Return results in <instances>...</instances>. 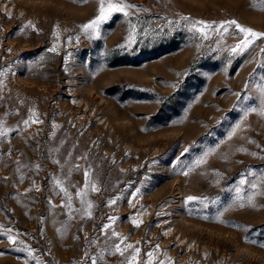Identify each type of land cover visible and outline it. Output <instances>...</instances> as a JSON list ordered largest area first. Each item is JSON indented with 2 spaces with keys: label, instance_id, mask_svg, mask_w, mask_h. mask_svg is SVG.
<instances>
[{
  "label": "rangeland",
  "instance_id": "1",
  "mask_svg": "<svg viewBox=\"0 0 264 264\" xmlns=\"http://www.w3.org/2000/svg\"><path fill=\"white\" fill-rule=\"evenodd\" d=\"M124 2L0 0V264H264V0Z\"/></svg>",
  "mask_w": 264,
  "mask_h": 264
},
{
  "label": "snow or ice",
  "instance_id": "2",
  "mask_svg": "<svg viewBox=\"0 0 264 264\" xmlns=\"http://www.w3.org/2000/svg\"><path fill=\"white\" fill-rule=\"evenodd\" d=\"M135 7H136L135 5H132L130 3H126V2H124V0H120V2H114V0H99V14L95 17V19H92L88 23L82 25V28L84 29L85 32H88L89 30H93V31H97V34H98V29H99L100 23L102 21L108 19L109 16L112 13H121L124 16H129V10L133 9ZM10 15L11 14L9 13V16ZM182 19L185 20V21H188L189 23H191L192 27L195 28L196 31L200 32L201 35H203L205 37L207 35V33L205 32V29H213V30H215L212 25L208 24L205 21L192 22L189 17H182ZM30 23L31 22H29V24ZM169 23L171 24L172 22L170 21ZM197 25H199L200 27H197ZM230 25H235V27L239 30V32L243 33V39L241 40V42L231 49V51L233 53H237L238 51H243L244 49L248 48L255 40L264 38V33L254 31L251 28H245L242 25H240L239 23H237V21H235V20H230V21H226L224 23H221V24H219L218 27H219V29L227 31V28ZM77 39H79V37H77ZM129 41H131V37H129ZM52 51H55V48H53ZM0 75H2V73H0ZM260 99H261V103L264 104V88L260 89ZM248 111H256V109H250ZM261 111L264 112V109H262ZM246 115H247V112H246ZM31 122L38 123L40 121L33 120ZM23 123L25 125H28L29 124V120H25ZM238 127H239V125H237V128ZM6 135H7V133L4 130L0 129V138L5 137ZM241 150L243 151V149H241ZM185 151H187V149ZM203 162H204L203 158H200V159H198L196 161L197 164H200V163H203ZM56 163H60V162L56 161ZM37 168H39V165H37ZM183 174L187 175L188 173L185 172ZM84 176H85V188H87L88 187V172L87 171H85ZM262 182H264V181H262ZM57 183H59V181H57ZM253 188H256V185H253ZM60 190L64 191L66 196L68 195L66 189H64L63 187H61ZM95 190H96V188L93 185V191H95ZM77 194L78 195H82V192H78ZM253 195H255V193ZM198 199L199 198L195 197V196H188L187 197V202L197 201ZM204 199L206 200L207 198H204ZM240 199L243 200V197H240ZM249 199H251V198H249ZM81 203L83 204L84 201L81 200ZM109 203L110 204H115L116 201L112 200ZM240 206L243 207L244 206L243 203H241ZM62 207H67L68 209H70V211L68 213L69 216H72L73 211H75L72 208L71 202L67 203L66 205L62 204ZM87 208L91 209L92 208V204L89 203L87 205ZM85 214L87 216H89V217L92 215L91 211H88V210L85 211ZM109 219L110 220H114L115 218L114 217H110ZM133 223L136 226H139V221H133ZM109 227H110L109 224H105L103 226L102 231L105 232V235H107V229ZM9 231H11V230H9ZM112 235L113 236H118V234L115 233V232H113ZM124 239H126V238H121L120 239V243H117V244L114 245L115 252H118L121 256H124L125 252L128 249H133V253L134 254L130 253V259H128L127 264H140V261L138 260V257H139V254H140V249L139 248H134V246L131 245V244H128L125 248L122 249L120 247V244L124 243ZM7 241L10 244H12V245H16L18 243L16 237L12 236V235H8L7 236ZM156 247L159 248V245H157ZM29 253L31 254V249H29ZM147 255L149 257V259L147 261V264H153V259H152L153 258V253L149 252ZM85 256L87 257V253H85ZM99 259H103V254L101 255V257ZM90 264H99V261H98L97 258H91ZM160 264H171V262L170 261L169 262L161 261Z\"/></svg>",
  "mask_w": 264,
  "mask_h": 264
}]
</instances>
